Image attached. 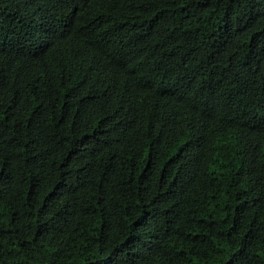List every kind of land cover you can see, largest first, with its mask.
Returning <instances> with one entry per match:
<instances>
[{
	"label": "trees",
	"instance_id": "16d2710c",
	"mask_svg": "<svg viewBox=\"0 0 264 264\" xmlns=\"http://www.w3.org/2000/svg\"><path fill=\"white\" fill-rule=\"evenodd\" d=\"M0 264H264V0H0Z\"/></svg>",
	"mask_w": 264,
	"mask_h": 264
}]
</instances>
